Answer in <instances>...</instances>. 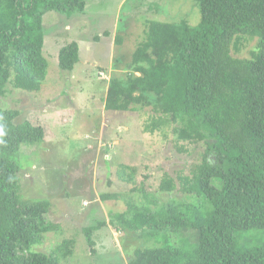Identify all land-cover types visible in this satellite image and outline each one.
<instances>
[{"label":"trees","instance_id":"obj_1","mask_svg":"<svg viewBox=\"0 0 264 264\" xmlns=\"http://www.w3.org/2000/svg\"><path fill=\"white\" fill-rule=\"evenodd\" d=\"M196 2V24L156 22L128 63L114 62L112 70L124 73H113L103 97L106 111L149 107L144 131L171 123L178 151L204 145L191 176L178 175L176 183L165 175L159 186L161 192L180 189L187 200L157 208L128 201L125 211L111 214L117 230L151 242L126 251L127 264H264V0ZM84 7L85 0H0V97L10 86L40 90L47 73L46 12L69 15ZM253 38L250 57L232 54ZM78 46L71 40L58 49L60 69H73ZM29 113L32 118L27 113L15 122L19 111L0 105V264H58L57 252L71 254V239L48 254L31 250L54 225L46 220L48 201L21 199L14 157L21 144L43 143L53 134L38 109ZM135 171L120 165L117 176L131 182ZM132 191L143 193V187ZM117 197L100 195L102 201ZM101 225L84 228L88 246L94 247L91 236Z\"/></svg>","mask_w":264,"mask_h":264},{"label":"rangeland","instance_id":"obj_2","mask_svg":"<svg viewBox=\"0 0 264 264\" xmlns=\"http://www.w3.org/2000/svg\"><path fill=\"white\" fill-rule=\"evenodd\" d=\"M199 18L196 0H85L82 13L46 12L42 53L47 73L40 90L10 86L0 97L4 109L19 111L15 122L30 109H38L53 134L43 143L21 144L14 157L21 199L48 201L46 220L54 225L31 246L32 251L48 254L71 239V254L57 252L58 264H127L126 251L151 242L139 233L117 230L111 214L125 211L128 201L138 206L149 201L151 208H157L187 200L180 189L161 192L159 186L165 175L175 180L178 175L191 176L201 161L203 143L185 144L187 150L178 151L171 123L153 133L144 131L151 119L149 107L106 111L103 97L113 73H124L123 68L112 70L114 62L122 67L128 63L139 43L151 38L156 22L184 19L194 25ZM104 30L119 36L120 43L116 45L115 36L111 48ZM71 40L79 45V58L71 71H64L57 64V52ZM255 45L253 38L240 52H231L250 57ZM63 115L66 122L57 123ZM120 165L136 169L131 182L117 176ZM136 187H143V193L132 191ZM106 192L118 197L102 201L100 195ZM100 221L105 225L92 233L95 245L90 247L84 228Z\"/></svg>","mask_w":264,"mask_h":264},{"label":"crops","instance_id":"obj_3","mask_svg":"<svg viewBox=\"0 0 264 264\" xmlns=\"http://www.w3.org/2000/svg\"><path fill=\"white\" fill-rule=\"evenodd\" d=\"M114 37H115V36H114V33H113V36H112V37L109 36V42H110V47H111V48H113V46H114ZM85 46H87V45H85ZM111 61H112V60H111ZM32 110H35V109L32 108V109L29 110V112L32 111ZM29 112H26V114L28 113L27 117L32 118V117L30 116L31 114H30ZM40 116H41V115H40ZM43 119H44V118H43ZM44 120H45V119H44ZM56 122L59 123L58 121H56Z\"/></svg>","mask_w":264,"mask_h":264}]
</instances>
